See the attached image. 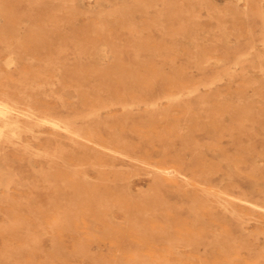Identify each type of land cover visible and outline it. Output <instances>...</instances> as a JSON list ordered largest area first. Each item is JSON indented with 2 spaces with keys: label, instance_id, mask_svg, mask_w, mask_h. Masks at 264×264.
<instances>
[{
  "label": "rangeland",
  "instance_id": "rangeland-1",
  "mask_svg": "<svg viewBox=\"0 0 264 264\" xmlns=\"http://www.w3.org/2000/svg\"><path fill=\"white\" fill-rule=\"evenodd\" d=\"M0 104V264H264V0H0Z\"/></svg>",
  "mask_w": 264,
  "mask_h": 264
},
{
  "label": "bare ground",
  "instance_id": "bare-ground-1",
  "mask_svg": "<svg viewBox=\"0 0 264 264\" xmlns=\"http://www.w3.org/2000/svg\"><path fill=\"white\" fill-rule=\"evenodd\" d=\"M12 57V56H11ZM211 81V80H210ZM199 84V83H198ZM197 89V88H196ZM5 103V102H4ZM5 104H7V103H5ZM6 105H4V104H0V116H2V118H4L3 116H4V114H5V112H6V107H5ZM111 106V105H110ZM10 109V108H9ZM12 110V109H11ZM14 111V110H13ZM94 112V111H93ZM8 113H9V111H8ZM16 113V112H15ZM9 114H12V113H9ZM5 119V118H4ZM8 120H11V119H9L8 118ZM42 120V119H41ZM56 122H58L57 120H55ZM8 122V121H7ZM10 122V121H9ZM43 122V121H42ZM47 122V121H46ZM55 122V123H56ZM15 123V122H14ZM50 123V122H49ZM52 123V122H51ZM54 123V122H53ZM54 123V124H55ZM13 124V123H12ZM57 124V123H56ZM56 124H55V126H56ZM14 125V128H15V124H13ZM52 125V124H51ZM58 125V124H57ZM2 126H4L3 124H2ZM6 126V125H5ZM4 126V127H5ZM23 126V125H22ZM54 127V126H53ZM0 128H2L1 126H0ZM55 128H57V126L55 127ZM5 129H6V127H5ZM4 130V129H3ZM2 130V131H3ZM60 130V129H59ZM14 132V131H13ZM74 132H76V131H74ZM8 133V132H7ZM76 134V133H75ZM87 141V140H86ZM88 143V142H87ZM27 147V146H26ZM25 147V148H26ZM78 167V166H77ZM159 170V169H158ZM165 171V170H164ZM161 172H163V171H161ZM166 173V172H165ZM172 173V172H171ZM73 175V174H72ZM82 178V177H81ZM62 183V182H61ZM87 185V184H86ZM7 187V186H6ZM6 191V190H5ZM78 211V210H77ZM68 222V221H67ZM49 225V224H48ZM53 225H56V224H53ZM50 229V228H49ZM246 230V229H245ZM22 245H24V244H22ZM7 249H9V248H7ZM14 249V248H13ZM52 251V250H51ZM8 262V261H7Z\"/></svg>",
  "mask_w": 264,
  "mask_h": 264
}]
</instances>
